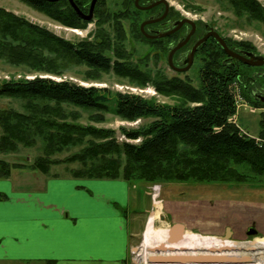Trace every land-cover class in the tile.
I'll use <instances>...</instances> for the list:
<instances>
[{"label":"trees","instance_id":"16d2710c","mask_svg":"<svg viewBox=\"0 0 264 264\" xmlns=\"http://www.w3.org/2000/svg\"><path fill=\"white\" fill-rule=\"evenodd\" d=\"M22 1L70 26L82 27L90 22L82 20L68 0ZM75 1L79 5L80 1L89 2ZM229 2L237 15H246L248 20L264 24V7L258 0ZM123 6V15L132 14V7L139 10L134 0H124ZM102 7L103 4L98 3L95 8L101 20L104 19ZM121 16L114 18L119 20ZM134 31L161 50L171 48V37L149 39L139 28ZM116 32L122 41L125 32L119 23ZM100 38L99 41L71 42L0 7L1 59L15 66H25L34 73L61 76L71 67L85 64L90 69L88 77L93 80L99 78L100 72L115 69L120 75L141 81V85L149 82L150 75L120 61L126 57L119 44L113 48L111 56L107 53L112 48L111 41L107 36ZM225 40L235 51L256 53V47L250 42ZM199 54L204 61L199 70V88L178 77L154 81L157 91L185 101L175 105L48 76L0 80V96L20 97L27 101L29 109L28 113H21L0 108V153H15L21 146L44 143L42 153L29 165L0 158V179L10 178L14 169L29 168L50 174L51 167L60 163H79L78 168L70 170L76 178L124 179L132 183L174 180L245 183L250 179L249 174L264 177V118L260 121L261 142L230 120L238 111L234 85L246 79L243 67H254L230 58L215 38L204 43L196 55ZM242 95L257 106L264 105L260 99L251 98L247 87L243 88ZM112 102L113 110L123 120L154 118L147 126L120 128L127 139H140L138 144L119 142L114 129L66 120L70 114L68 107L108 111ZM91 118L97 122L105 120L100 112L92 114ZM81 145L82 149L70 157L52 158L69 147ZM238 166L245 167L249 174L242 173ZM6 198L0 193V200Z\"/></svg>","mask_w":264,"mask_h":264},{"label":"rangeland","instance_id":"374dc122","mask_svg":"<svg viewBox=\"0 0 264 264\" xmlns=\"http://www.w3.org/2000/svg\"><path fill=\"white\" fill-rule=\"evenodd\" d=\"M258 1L264 7V0ZM167 2L172 5L179 16L187 17L196 21L202 28H204L205 25H209L212 29L216 30L226 39H231L237 42H250L256 47V54L264 56V24L255 20H248L246 15H237L229 0H167ZM100 3L103 4L101 11L104 12V19L101 20L98 18L99 16L94 13L93 19L82 27L70 26L61 23L60 21L51 18L47 14L43 13L37 8L32 7L22 0H0V7L5 8L7 11L21 16L28 21L35 23L40 27L52 32L53 34L71 42H84L87 40L99 41L101 36H107V39H109L112 44L111 50H108L107 53L112 56L113 48L119 44L123 55L126 57L121 58L120 61L126 62V64L132 68L138 69L141 71V73L150 75L151 78L149 82H146L145 85H141V81L135 78H130L126 75H120L115 71V69H112L109 72H100V74H98L99 78L93 80L88 77L90 69L85 64H78L74 67H71L61 76L45 73H34L25 66H15L1 58L0 80H18L22 78L31 79L36 76H48L56 80H71L84 86L106 87L112 92L121 91L125 93L128 92L139 94L145 98L155 99L161 103L172 105L185 103V101L179 96L165 95L157 91L154 81H157L158 79H170L178 77L190 82L192 86L199 88L201 86L199 70L204 62L203 56L200 54L196 55L191 67L187 71H176L169 65V54L172 48L167 51L161 50L156 45H153L141 37L138 32L134 31L136 28L141 30V24L143 23L144 19L147 18L145 11L136 10L132 7L130 10L132 14L123 15L124 11L122 10H124L123 7H125L123 6L124 0H101ZM116 15L122 16L118 20L114 18ZM118 23L125 32V34L122 35V41L119 40V36H117L116 32V26ZM113 60H115V58H113ZM179 63L177 62L176 64L178 65ZM243 72L246 75V79H241L239 83L234 85L239 107L237 117L234 119H236L237 123L251 136L256 137L258 142H261L262 140L259 137L261 132L260 121L264 118V105L257 106L249 102L242 95V91L243 88L247 87L250 91V96L252 99L256 98L253 95L254 91L259 94L264 93V68L254 67L250 69L243 67ZM0 108L13 109L21 113H28L29 111L26 100L21 99L20 97L12 96H0ZM67 109L70 111V114L66 119L68 122L78 123L81 125H92L98 128L114 129L117 132L116 139L119 142L126 140L138 144L140 139H127L126 136L120 132V128L126 127L129 129H136L147 126L154 120L152 117L141 118L137 121L123 120L113 110V102L109 104L108 111H97L104 114L105 120L103 122H97L91 118L92 114L97 113L96 111H86L75 107H68ZM82 145L69 147L60 153L54 154L52 158L63 160L67 157H70L72 154L79 152L82 149ZM43 147L44 143L42 142H38L36 146L32 147L21 146L18 152L0 153V158H3L10 163L29 165L33 163L34 159L42 153L41 149ZM79 166V163H60L51 167L50 174L69 176L70 170L78 168ZM238 168L242 171V173L249 174V172L245 170V167L238 166ZM24 170L32 171V169L29 168H24L22 171ZM249 177V181L245 183H240L237 181H231L229 183H199L193 180H189L187 182L174 180L172 182H155L148 185L150 186V190L152 189V186L156 184L161 186V199L163 195L168 198H181L183 196L188 200H191L192 198L211 200L240 199L259 205L262 211L264 209V177H255L253 174H249ZM155 225L157 227L164 228L163 222L159 217H156V215ZM187 232L194 233L191 231ZM165 234L169 235V231L167 230V233ZM203 236L215 235L203 234ZM257 238L258 239H256L255 242V239L252 238L247 242L233 243V245L228 247V249H223L224 252L233 253L236 258L230 259L229 261L223 259L224 261L222 262H220L219 259V262L217 263L264 264V247L257 243L259 240H264V236L259 235ZM144 239L145 234L143 237L141 236L139 239L134 241L129 255V264H147L149 257L152 258V261H158L161 257H165H152L153 255L151 254H161V252H159L157 248H146V246H144ZM159 246L161 249V247L164 248L165 245L161 244ZM188 252L189 251H185L186 254L184 255L180 254L174 256H191V253ZM196 252L198 253L196 254V257L202 256L205 258L201 254L205 253V250H199ZM206 260L207 261L201 263H210L208 259ZM0 264L22 263L1 262Z\"/></svg>","mask_w":264,"mask_h":264},{"label":"crops","instance_id":"0c3cea01","mask_svg":"<svg viewBox=\"0 0 264 264\" xmlns=\"http://www.w3.org/2000/svg\"><path fill=\"white\" fill-rule=\"evenodd\" d=\"M22 170L0 179V263L129 264L150 215L171 237L177 226L181 238L191 231L243 241L251 227L264 236V209L246 200L163 195L154 203L144 182Z\"/></svg>","mask_w":264,"mask_h":264},{"label":"flooded vegetation","instance_id":"af4514ba","mask_svg":"<svg viewBox=\"0 0 264 264\" xmlns=\"http://www.w3.org/2000/svg\"><path fill=\"white\" fill-rule=\"evenodd\" d=\"M91 1L92 0H89V2L86 3H82V1H80L81 2L80 5L76 1L75 2L82 9L84 14L87 15L90 10ZM100 2L101 0H98L96 6ZM134 2L139 10L145 11L147 14V18H145L143 22L148 20H152V21L157 20L145 26V31L148 34L158 35L161 33L173 31L171 34L165 37H161V38L171 37L169 45L171 46L172 49L178 44L183 43L188 39L187 43L179 50H177L173 56V62L177 67H182V66L184 67L187 65L193 47L213 30L209 25H205L204 28H202L196 21L191 20L187 17L179 16L175 11V9L172 7V5L169 4L168 2H165L164 0H139V6L136 4V0H134ZM144 7H149V8H144ZM94 13H95V9H94ZM80 18L84 20L82 17ZM212 38L214 37L210 36L206 40V42L210 41ZM152 39H160V38H152ZM204 43H202L198 47L195 56L199 48ZM177 62L178 63L181 62V63L177 65L176 64ZM260 68H264V66ZM257 94L259 93H257L256 91L253 92V95L256 98H258L256 96ZM260 95H264V93Z\"/></svg>","mask_w":264,"mask_h":264},{"label":"water","instance_id":"95a60500","mask_svg":"<svg viewBox=\"0 0 264 264\" xmlns=\"http://www.w3.org/2000/svg\"><path fill=\"white\" fill-rule=\"evenodd\" d=\"M48 1H51V2H57L59 0H48ZM165 2H167L166 0H164ZM98 0H92L91 1V5H90V10H89V13L87 15L84 14V12L82 11V9L78 6V4L75 2V0H69V3L70 5L74 8V10L77 12V14L82 17L84 20H87V21H90L93 19V16H94V9H95V6L97 4ZM136 4L139 6V0H136ZM150 7V6H149ZM149 7H144V8H149ZM157 20H148V21H145L141 24V31L142 33L147 37V38H161V37H165L169 34H171L172 32H166V33H161V34H158V35H150L148 34L146 31H145V26L147 24H150L152 22H155ZM214 37L218 44L222 47V49L225 51V53L230 57V58H233V59H237L241 62H243L244 64L246 65H249V66H253V67H262L264 66V56L263 55H258L256 53H253V52H245V53H242V52H238V51H235L233 50L229 45L228 43L226 42L225 38L223 36H221L216 30H212L208 35H206L203 39H201L192 49L191 51V54H190V58H189V61L187 63L186 66L184 67H177L175 66L174 62H173V56L175 54V52L177 50H179L181 47H183L188 39L186 41H184L183 43H180L178 44L177 46H175L170 54H169V65L175 69L176 71H179V72H184V71H187L192 63H193V60L195 58V53H196V50L198 49V47L206 42V40L210 37ZM262 102H264V95H260V94H257L256 95ZM162 220H164L165 218L162 216L161 217ZM174 232H173V236L171 237V240L170 242L171 243H175V242H178L181 237L180 236V231H181V227L180 226H177L176 228H174ZM248 236H256L258 235V231L254 228V227H251L247 233ZM221 239L223 240H230L231 239V235H229V233L221 236ZM161 249L163 250L164 248L161 247ZM160 263H163V264H183V263H201V262H205L207 261L205 258L203 257H195V256H188V257H183V256H165V257H161L159 260H158ZM224 261L223 259H220V262Z\"/></svg>","mask_w":264,"mask_h":264},{"label":"bare ground","instance_id":"6f19581e","mask_svg":"<svg viewBox=\"0 0 264 264\" xmlns=\"http://www.w3.org/2000/svg\"><path fill=\"white\" fill-rule=\"evenodd\" d=\"M165 233H167V229L160 228L155 225V215L150 216L144 231V246H146V248H157V250L161 252V254H151L153 255L152 257L173 256L180 254L184 255L186 254L185 251H189L188 253H191V256L195 255L196 257V254H198L196 251L205 250V253L201 254L205 257V259H208L211 264H221L217 263L219 262V259L229 261L230 259L236 258L233 253L224 252L223 250L228 249V247L232 246L233 243L221 238L198 237V234L186 232L178 242L171 243L170 232L169 235H166ZM257 243L261 244L264 247V240H259L257 241ZM161 244L165 245L163 251L159 248V245ZM151 259L152 258L149 257V261H147V264H163L159 261H152Z\"/></svg>","mask_w":264,"mask_h":264},{"label":"built area","instance_id":"2783aa9c","mask_svg":"<svg viewBox=\"0 0 264 264\" xmlns=\"http://www.w3.org/2000/svg\"><path fill=\"white\" fill-rule=\"evenodd\" d=\"M237 98V95H236ZM151 196H152V200L154 203H158L161 200V186L160 185H154L152 186V192H151ZM201 237H212V238H216L215 236H203L201 234H198ZM218 238V237H217ZM232 243H237V242H247L246 241H235V240H226ZM256 241V239L254 240V242ZM210 264V263H209Z\"/></svg>","mask_w":264,"mask_h":264}]
</instances>
